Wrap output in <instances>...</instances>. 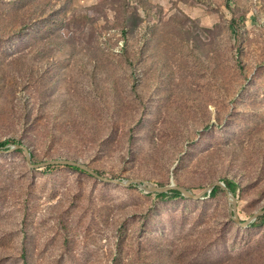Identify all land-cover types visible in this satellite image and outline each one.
<instances>
[{"label":"rangeland","instance_id":"rangeland-1","mask_svg":"<svg viewBox=\"0 0 264 264\" xmlns=\"http://www.w3.org/2000/svg\"><path fill=\"white\" fill-rule=\"evenodd\" d=\"M264 210V0H0V144ZM14 144L0 148L10 149ZM0 264H264L225 190L158 195L0 154Z\"/></svg>","mask_w":264,"mask_h":264},{"label":"water","instance_id":"water-1","mask_svg":"<svg viewBox=\"0 0 264 264\" xmlns=\"http://www.w3.org/2000/svg\"><path fill=\"white\" fill-rule=\"evenodd\" d=\"M18 150H24L26 152L29 165L33 168H44V167H49L52 165H67V166L68 165H75V166H79V167L89 171L90 173L96 175L97 177H99L101 179L111 181V182L120 183V184H123L126 186H128L132 183H138V184L144 186L147 190L153 191V192H171L173 189H178L181 191L182 194H184L188 197H191L194 199H200L206 193L211 192L212 189L215 187V185L221 186L228 194L229 201H230L231 206H232V213H233V216L235 218L236 223L242 227H245V228L249 227V225L253 221L257 220L261 215H264V210H260V211L256 212L254 214V216L252 218H250L249 220L242 221L241 218L239 217L237 196L228 187V185L222 180H215L213 183L208 185L202 191L196 193V192L192 191L191 189H189L188 187L177 184L174 181H172L170 184L158 185V184H156V183H154L148 179H141V178L123 179V178L109 177V176L103 175L102 173H100L99 171H97L96 169H94L93 167L88 165L87 163H84V162L76 160V159L63 158V159L51 160V161H47V162H43V163H35L31 149L24 144H14L8 150L4 149V148H0V154L13 153V152L18 151Z\"/></svg>","mask_w":264,"mask_h":264},{"label":"trees","instance_id":"trees-1","mask_svg":"<svg viewBox=\"0 0 264 264\" xmlns=\"http://www.w3.org/2000/svg\"><path fill=\"white\" fill-rule=\"evenodd\" d=\"M229 1V0H228ZM9 144H23L21 141H18L17 139H10L6 142H3L0 144V146L2 147H6L8 146ZM29 147V146H28ZM30 148V147H29ZM31 149V148H30ZM18 151H24V150H18ZM32 151V150H31ZM33 153V152H32ZM33 157H34V153H33ZM70 166H73V167H76V168H79V169H83L79 166H75V165H70ZM85 170V169H83ZM87 171V170H86ZM89 172V171H88ZM224 182L228 185V187L234 192L236 193L237 191V188H238V184L236 181H234L233 179H229V178H224ZM224 189L221 187V186H218V185H215V187L212 189L211 193L213 195L217 194L218 192L220 191H223ZM172 194L173 195H180L181 194V191L178 190V189H173L172 191ZM158 195H167L168 192H156ZM259 220L261 221H264V215H261L259 218Z\"/></svg>","mask_w":264,"mask_h":264}]
</instances>
